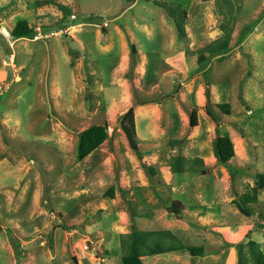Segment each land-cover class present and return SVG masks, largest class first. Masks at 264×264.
Segmentation results:
<instances>
[{
	"label": "rangeland",
	"instance_id": "374dc122",
	"mask_svg": "<svg viewBox=\"0 0 264 264\" xmlns=\"http://www.w3.org/2000/svg\"><path fill=\"white\" fill-rule=\"evenodd\" d=\"M37 1L0 0V264H73L71 255L78 264H121L119 234L135 228L170 229L206 249L203 256L157 254L145 264H237L249 236L264 250V189L249 216L231 203L234 191L264 174V0H55L66 7L60 34L11 38L20 18L33 28L58 29L61 6ZM165 3L186 9L187 36L178 34ZM219 29L231 35L227 56L198 65L207 31ZM122 43L130 57L132 47L147 57L142 91L133 88L134 66L122 73L132 101H167L161 86L177 76L172 69L184 75L198 68L207 80L216 75L225 88L236 86L226 98L230 119L244 132L229 122L221 128L234 142L232 171L209 157L210 138L198 143L207 130L199 108V126L187 121L176 134L183 143L172 145L161 133L148 140L156 129L138 116L139 149L129 145L117 123ZM246 82L252 84L244 88ZM103 120L111 137L78 160V132ZM185 153L205 158V170L179 177L165 169L173 155ZM144 162L157 173L149 175ZM110 187L113 198L105 196ZM171 199L183 202L182 215H167ZM130 208L150 214L133 216Z\"/></svg>",
	"mask_w": 264,
	"mask_h": 264
},
{
	"label": "trees",
	"instance_id": "16d2710c",
	"mask_svg": "<svg viewBox=\"0 0 264 264\" xmlns=\"http://www.w3.org/2000/svg\"><path fill=\"white\" fill-rule=\"evenodd\" d=\"M135 1V0H127ZM38 5L43 3H56L55 0H38ZM61 6L63 10L62 16L54 22L53 25L62 28L68 24L66 17V7L60 3H56ZM171 17L174 20L175 27L180 36L186 35L185 23L187 20L186 9H182L180 5L171 6L170 4H164ZM35 29L31 26L26 18L18 19L14 26L10 29V36L13 39L20 37H33ZM230 33H224L218 38H215L199 50L197 58L198 63H202L205 59V52L225 53L231 47ZM136 52L132 47L131 55ZM134 65V57L131 56L130 66ZM208 85V83H207ZM207 100L204 105L205 112L216 122L220 124L223 122H229L237 131L243 133V127L235 120L230 119L232 114V106L229 102L213 103L209 97V88L206 87ZM151 101L149 99H135L132 104L123 113L118 114L117 123L121 131L127 138L129 145L138 150L137 143V130L135 123L134 106L140 103ZM198 107L194 106L188 110L189 126L195 127L198 125ZM108 120L101 122H95L80 130L77 134V152L76 156L78 160H83L85 157L95 151L104 141L109 140L111 135L107 131ZM172 145L178 144L182 139L169 138L168 140ZM212 150L215 156V160L231 169V159L235 155L234 142L231 136L228 134H221L216 130V134L212 139ZM142 167L145 171L153 176L157 173L158 167L154 164L143 163ZM165 169H168L171 173L177 174L179 177L183 173H194L197 170H205V161L200 156H193L188 158L182 154L173 155L170 160L164 165ZM264 189V174L256 172L254 176V183L247 185L243 192L234 191L231 203L237 207L240 213L249 216L254 213L252 204H255L260 200V191ZM156 193H158L156 191ZM105 196L114 197V189L110 187ZM183 202L180 199H171L166 204V210L168 216H180L184 210ZM133 216H148L149 210L137 212L130 208ZM152 210V209H150ZM264 223V222H263ZM264 226V225H263ZM119 243L123 253L120 257L121 264H145L146 260L150 256L165 253H183L188 252L190 255L203 256L206 254V249L203 245H197L194 243L183 242L177 233L170 229H133L130 232H122L119 234ZM73 264H78L77 258L71 255ZM237 264H264V250L260 247L259 243L248 237L245 244H240L238 247V259Z\"/></svg>",
	"mask_w": 264,
	"mask_h": 264
},
{
	"label": "crops",
	"instance_id": "0c3cea01",
	"mask_svg": "<svg viewBox=\"0 0 264 264\" xmlns=\"http://www.w3.org/2000/svg\"><path fill=\"white\" fill-rule=\"evenodd\" d=\"M135 1H137V0H135ZM221 26H222V24H221ZM37 27H40V26H37ZM77 28H80V26ZM34 29H36V27ZM42 30L47 31L50 29L42 28ZM255 30H253V31H255ZM207 32H208L207 41L206 42L203 41V43H205L204 46L206 44H208L209 42H211L212 40H214L215 38L220 37L224 33H228V30L223 31V29H219V30H214L212 32H210V31H207ZM211 34H212V36H211ZM186 36H187V30H186ZM194 37H196V36H194ZM34 39H38V38H34ZM243 41H244V39H242L239 46L242 45ZM192 42L193 41H191V43ZM230 44H231V37H230ZM125 46H126L125 43H122V46H121L122 47V53H121V56L119 59V65H118L117 70H116L118 77L115 80L117 87H119L120 92H122L121 98L123 99L121 101V106L123 107V109L121 111H119V114H121L125 110H127V108L132 104V97H131V94L128 93V89L126 86L129 82V79L126 76H124V74H122V73H124V71H126L129 68V64L131 62V57L129 56V53L125 49ZM107 47L109 48V45H107ZM239 50L240 49L236 50V53H237L238 57H242L241 56L242 54L239 52ZM195 51H196L195 48L194 49L187 48L185 50L186 54H190V55H195V53H196ZM228 51L229 50H227V51H225V53H221V54L214 53V55L211 53L205 52V56H206L205 60L209 59L211 56H214L215 58L227 56ZM248 51H247V49H245V51H243V52L250 54L251 50H248ZM146 58L147 57H146L145 51H137L136 50V52L134 54V65H133L134 66V68H133L134 72L132 75L133 76V78H132L133 88L135 89V91H142L143 90L142 78L146 74V66H145ZM168 58H173V57H168ZM77 63L79 65V61H77ZM182 64H183V66H185L184 63H182ZM200 64L198 63V65H200ZM179 69H172V71H170V72L174 73V75L176 74L177 76L171 77V79L168 81L169 84L167 83V85L161 86V88H162L161 90H163V92L165 93L163 95L164 96L163 99H166L167 101L171 100L172 104L167 103V101L154 102V101H152L153 99L151 97H143V99H149L151 101L140 103V104H137L134 106L135 123H136L137 117L140 116L142 119L141 121L144 124H147L149 127H152L153 130L156 129L154 134H152L151 138L149 137L148 140H150V141L155 140L156 139L155 137L157 135H159L160 133L166 139H169V138L182 139L180 137H177L176 134L178 133V131H180L181 128L184 127L185 123L187 121H189L188 110L194 106H197L199 108V114H201L205 118V121L207 123L206 135L204 136V134H201L200 137L197 138V141L199 143L201 141H206L207 139L209 140V138H210V142L212 144V139L216 134V130H218L221 133V128H222L223 123H220L217 125L216 122L202 108L205 105L206 100H207L206 87H208L210 89L209 90V97H210L211 102L219 103V102H229L226 97L229 95V97L231 98L229 92L233 91L236 88V86H232V87L230 86L229 88H227V87L225 88L223 86V83L221 82V79L218 78L216 75H214V77L212 79L207 80L202 75V73H200L198 68H196L195 71H190L188 73L185 70L184 75H180L181 73L179 72ZM79 71L81 72V68L79 69ZM207 83H208V85H207ZM86 84L87 83L84 82V84L82 86H85ZM174 84L177 86L176 90L174 89V86H175ZM251 84L252 83L246 82V83H243L242 86L244 85V88H246V86L251 85ZM241 97H243L244 100H247V97H245V90H244ZM114 103H116V101H114ZM198 120H200L199 117H198ZM199 122H198L197 127L199 126ZM153 123H156V128L153 127L154 126ZM170 136H172V137H170ZM180 143H183V139ZM180 143H178V144H180ZM175 145H177V144H175ZM196 149L200 150V148L197 147V148H193L192 151H195ZM188 151H190V150H188ZM147 152L150 154V151H148V150L143 151L142 154L144 155V157H148L145 155ZM151 152H153V151H151ZM184 155L186 157H191V156H188L187 153H185ZM194 156H196V155H194ZM209 157H211L212 159L215 160L214 154L213 155L209 154ZM209 157H208V159H209ZM203 159H204L205 163H207L206 159L205 158H203Z\"/></svg>",
	"mask_w": 264,
	"mask_h": 264
},
{
	"label": "built area",
	"instance_id": "2783aa9c",
	"mask_svg": "<svg viewBox=\"0 0 264 264\" xmlns=\"http://www.w3.org/2000/svg\"><path fill=\"white\" fill-rule=\"evenodd\" d=\"M108 23L107 22H105L104 23V25L106 26ZM36 32H35V34H34V37L35 38H41V37H43V38H46V37H51V36H54V35H58V34H60L63 30L62 29H52V30H48V31H43L42 29H41V27H36ZM69 31V30H68ZM6 36H9V33L8 32H6ZM107 131H108V133H111V131H112V127L110 126V125H108L107 126Z\"/></svg>",
	"mask_w": 264,
	"mask_h": 264
}]
</instances>
